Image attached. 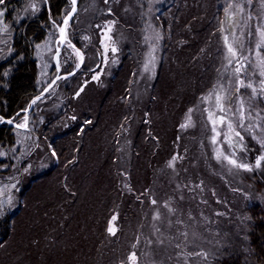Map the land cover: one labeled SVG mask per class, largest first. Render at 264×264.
Returning a JSON list of instances; mask_svg holds the SVG:
<instances>
[{
  "label": "rangeland",
  "instance_id": "obj_1",
  "mask_svg": "<svg viewBox=\"0 0 264 264\" xmlns=\"http://www.w3.org/2000/svg\"><path fill=\"white\" fill-rule=\"evenodd\" d=\"M44 1L26 0L17 24L38 15ZM72 8L71 2L46 39L36 44L39 94L57 76L60 28ZM261 31L264 0H78L67 28L69 42L60 56L66 77L36 103L27 120L25 111L36 96L28 103L19 120L23 127L14 132L15 144L0 152L1 166L7 165L0 167V199L5 207L9 196L14 200L0 223L15 217L11 236L0 244V264H132L133 254L135 264H220L231 257L251 264V209L264 207L259 182H264V161L261 168L254 167L256 158L264 155L259 142L264 139ZM225 36L235 57H229ZM12 38V24L0 19V65L14 55ZM73 72H83L77 84H60ZM4 76H10V70ZM239 80L251 83L257 94ZM106 90L121 101L107 98L101 104ZM218 94L224 96L225 112L216 107ZM241 98L253 107L251 119L244 121L245 128L255 126L251 132L239 127ZM88 109H94L97 129L73 157L64 156L72 129L80 127L82 136L87 128L93 130L83 120L88 114L80 115ZM210 113L225 117L216 144ZM189 118L191 126L181 128ZM229 122L244 137L231 134L232 146L225 142ZM39 128L42 133L49 130L44 132L46 144L37 143L33 134ZM165 134L174 149L158 165L149 166L148 179L143 168L145 184L134 188L133 170L144 164L138 156L147 153L148 143L159 154ZM108 138L112 148L107 147ZM50 139L57 140L58 149L50 146ZM217 150L254 170L218 160ZM104 156L110 166L101 164ZM75 165L85 180L77 178L78 172L72 174ZM109 173L116 174L118 190L127 196H121L117 210L110 209L100 226L94 218L101 200L108 198ZM123 200L140 205L133 226L122 224ZM128 219L130 224L131 214ZM118 242L117 255L110 250Z\"/></svg>",
  "mask_w": 264,
  "mask_h": 264
},
{
  "label": "trees",
  "instance_id": "obj_2",
  "mask_svg": "<svg viewBox=\"0 0 264 264\" xmlns=\"http://www.w3.org/2000/svg\"><path fill=\"white\" fill-rule=\"evenodd\" d=\"M79 1L80 3H83V0H79ZM25 2L26 0H5L4 4L0 5V10L4 11V16L0 17V19H3V21L6 20V23L12 24L13 27L12 39H13V48H14V55L8 61L0 65V122H2L3 120H12L14 123L15 122L20 123L19 120H21V118L25 115L24 110L27 108L28 103L35 96L39 94L38 85H37L39 69H38L37 59L35 58L36 44L41 43L43 40L46 39V37L49 34V31L53 27L52 23L54 21L57 20L59 21V19H62V17L65 14V11L71 5L70 0H45L44 6L38 15H36L35 17L26 18L25 20L17 24L15 18L17 17L18 13L23 11ZM6 10H8L7 15H5ZM62 64L63 63L61 61V67L63 72L64 68ZM122 69L115 71L113 74L119 73L120 70ZM7 70H10V76L5 77L4 72H6ZM81 73H77L71 76V78L65 79L60 84L68 82L73 87V85L79 82V75ZM93 83L94 82L90 83V85H92ZM87 85L88 84H85V86ZM117 88L119 89L118 86L116 87V89ZM112 90L110 91L106 90L101 94V99H104L103 101L100 100L101 104H103L105 99L107 100V98L113 99L115 102L121 101V99L118 98V95L113 97L114 95ZM167 94H169V92H167ZM124 98H126V95L124 96ZM175 98L180 99L179 96H176ZM152 103H154V101ZM91 107H93L94 109L96 108L95 106H91ZM93 110L88 109L89 113L88 112H84L82 114L80 113L81 116H84V114H88L87 116L83 117V120L85 123H87V121H91L90 124L92 125V127H94L92 128L93 130L87 128V130H85L84 135L82 136L84 131L82 132L79 129L80 127L78 129L77 128L72 129L70 134L68 135L69 138L66 139V144L68 148L64 150L65 153L64 156L66 155L70 158L73 157V154L77 151L76 149L79 148L80 144H82L85 140H88V137H90V135H92L97 129V118L93 115L92 113ZM163 116L164 114L161 115L160 119H157V123H160L163 120ZM51 122H55V120H51ZM15 130L16 128L13 125H8V124L0 125V152L5 148H11L15 144L16 141V137L14 133ZM44 132L45 130L42 133L41 128L33 131L34 136L38 138L37 143L42 144L45 141L46 138ZM47 132L49 133V130H47L45 133ZM165 136L166 134L162 135V137H164L162 139L163 149L161 150V152H159V154H155L153 152L152 144L148 143L146 145L147 153L143 154L141 151V154L139 156L137 155L140 158L141 162L144 161V164L140 168L133 170L132 179L134 180V182L131 186H134V188H137L139 186L140 187L144 186L145 180L148 179L149 174L151 173L150 172L151 170L148 169L149 166L152 163H156L158 165L162 158L166 159L169 157V154L167 155V153L170 151V149L171 148L174 149L173 145H171L170 138ZM50 140H51L49 143L50 146L51 144L52 145L56 144L57 140H53V139ZM107 143H108L107 147L110 148L111 146L112 148L110 138H108ZM54 146L55 149L59 147L56 145ZM82 149L80 151L83 152ZM108 158H109V163L111 164H114V162L116 161L114 157L111 155H108ZM102 160L103 161L101 162V164H105V163L109 164L107 163L106 156H104V159ZM3 163L4 161L0 160V166ZM111 164H109V166ZM118 164H119V159H118ZM76 165L72 169L73 170L72 174L74 173L76 174L78 172L77 178L85 180L83 176V171L81 170L77 171ZM115 166H117V162ZM143 168L148 169L147 173H145L146 179L143 178L144 177ZM115 175H116L115 173H109V176L106 181L108 186L106 192L108 198L102 199L101 202L99 203L100 205L96 210L99 211L97 215H95L94 221H96V224H100V226L101 223L103 225L104 220L106 221V217L110 209L114 210L115 208V210H117L118 204L122 202L121 196L122 195L127 196V193H125L124 191L122 193L121 190H118V187L116 185L117 180ZM259 182L264 186V182L262 181V179H260ZM24 193L25 192H23L22 194ZM124 202L125 204L123 205V208L125 209L126 216L125 214L123 215L122 213L121 215L123 218L122 224L126 225L127 227L133 226L134 225L133 221L137 219V214H138L137 211L138 209L141 210L140 205L134 202L133 200L130 202L123 200V203ZM130 214L132 216V221L130 224L129 223L127 224V220H129L128 216ZM251 216H252V226H251L252 231H251V239L249 243L250 250L252 253V259H253V261H251V264H264V207L263 208L256 206L252 207ZM14 219L15 217L10 215L7 216L0 223V232H1L0 234L2 236V239L0 240V244L5 242L11 236L12 234L11 230L13 228ZM131 232L132 231H130V234ZM119 248H121V244L118 242L116 249L114 251L110 250V252L118 255L120 253ZM123 249H125L124 246H122V252ZM220 264H245V263L243 262V259L240 257H231L220 262Z\"/></svg>",
  "mask_w": 264,
  "mask_h": 264
},
{
  "label": "snow or ice",
  "instance_id": "obj_3",
  "mask_svg": "<svg viewBox=\"0 0 264 264\" xmlns=\"http://www.w3.org/2000/svg\"><path fill=\"white\" fill-rule=\"evenodd\" d=\"M5 2V0H0V5H3ZM107 2V0H106ZM73 3H75V0H73ZM231 7V6H229ZM33 8H35V5H33ZM74 10V9H73ZM227 12H228V8L225 9V14L227 15ZM4 16V11L0 10V17H3ZM68 24V20L65 19L64 20V25L65 27L67 26ZM110 31V28L108 29ZM260 44L258 45V47H261V48H264V31H261L260 32ZM60 38H61V42H63L65 40V28L64 27H61L60 28ZM224 41H225V45L227 47V52L229 53V57H235L236 56V52L234 51L233 49V46L232 44L229 43L228 41V37L225 36L224 37ZM71 46V45H70ZM112 52L115 53L116 52V49L115 48H112ZM77 55H79V52H77ZM259 55V53H258ZM154 61L152 59H150L149 63H153ZM260 64H261V75L264 76V60H261L260 61ZM235 71L237 73H239L241 71V67H236L235 68ZM93 79H98V75L97 76H93ZM239 84L241 86H246V87H249V88H252V84L249 83L247 85H245V82L243 80H239ZM83 91V88L80 89V91H78L76 93L77 96H79L80 92ZM252 91H253V94H257V90L255 88H252ZM259 95L264 97V88H261L260 92H259ZM36 99H40V97H37ZM223 100H224V96L223 94H218L216 95V107L217 109L220 111V112H225V107H224V104H223ZM36 101L33 100V103H35ZM230 110V109H229ZM238 113H239V127L240 128H245V124H244V121L245 119H251V113L253 111V107L250 103H245V101L241 98L240 100V106L238 108ZM257 115L259 116V113H257ZM73 119H75V117H73ZM209 119L213 125L212 127V131L214 133L213 137H212V143L213 144H216L217 143V137L220 135L219 131L217 130L218 127L220 125H223L224 122H225V117L224 116H215L214 113H210L209 114ZM262 119H264V117H262ZM13 121L12 120H8L7 123L11 124ZM87 123H91V121H87ZM191 126V119L189 118L188 121L185 123V124H182L181 125V128H186V127H189ZM17 127H23V125H19L17 124ZM255 126L254 125H249L247 128H245V131H248V132H251L253 130ZM227 132H225V142L229 144V146H232V141H231V134H234L235 136L237 137H240L241 140L244 139L243 136H241L240 132L239 131H234V128H233V124L231 122H229L227 124ZM260 144L262 146V149H264V139H261L260 141ZM244 147L246 148V145H244ZM52 155L53 156H56V153L55 151L52 152ZM223 159V160H226L228 164L230 165H233L234 167L238 168V169H243L245 171H253L254 170V167L255 168H261V163L262 161H264V155H260L258 156V158H256L255 160V165L254 167L248 163H237V161L235 159H230L228 156L226 155H223L221 151L217 150V159ZM176 159V157H173V161ZM169 166H172L171 163L169 164ZM0 167H7V165H3V166H0ZM27 171V168L25 169ZM11 187L13 189H17L18 190V186L16 184H13L11 185ZM0 195H2V193H0ZM152 203L155 205L157 203V201L153 200ZM13 204H14V200H13V197L12 196H9L7 198V207H5V202L0 199V218H2L6 212L10 211L13 207ZM113 220L116 219L115 216L112 217ZM247 219V217H246ZM109 232H112L114 234V229L113 228H109ZM131 261H132V264H135L136 262V256L135 254H133L131 257H130Z\"/></svg>",
  "mask_w": 264,
  "mask_h": 264
},
{
  "label": "water",
  "instance_id": "obj_4",
  "mask_svg": "<svg viewBox=\"0 0 264 264\" xmlns=\"http://www.w3.org/2000/svg\"><path fill=\"white\" fill-rule=\"evenodd\" d=\"M71 2L73 3V0H71ZM77 11H78V0H75V3H73L72 10L65 17V19L68 20V24H69V22H71L73 20V18L75 17ZM68 24L65 27L64 21H63L62 27L65 28V37L66 38H65V40L63 42H61V45L57 49V53H56V55L54 57L55 66H56V69H57V76L54 78V80L51 82V84L42 93H40L38 96H36L33 99V100L36 101L35 103H33V100L31 101V103L29 104L27 110L25 111L26 112V119L27 120H28V117H29L30 113L34 109V106L36 105V103L38 101L42 100L43 98H45L47 96V94L51 91V89L58 83V81H60L61 79H63V78L66 77V75H62V67H61V63H60V56L62 55L64 48L68 45L67 43L69 42V39H68V36H67ZM75 73L76 72H73V73L69 74L68 76H73ZM37 97H40V99H36ZM7 121L8 120H3L2 122H0V125L7 123ZM15 127H17V124L16 123H15ZM17 128H20L21 129V127H17Z\"/></svg>",
  "mask_w": 264,
  "mask_h": 264
},
{
  "label": "flooded vegetation",
  "instance_id": "obj_5",
  "mask_svg": "<svg viewBox=\"0 0 264 264\" xmlns=\"http://www.w3.org/2000/svg\"><path fill=\"white\" fill-rule=\"evenodd\" d=\"M5 124L11 125V124H9V123H5Z\"/></svg>",
  "mask_w": 264,
  "mask_h": 264
}]
</instances>
